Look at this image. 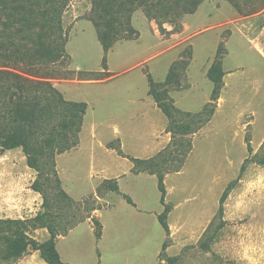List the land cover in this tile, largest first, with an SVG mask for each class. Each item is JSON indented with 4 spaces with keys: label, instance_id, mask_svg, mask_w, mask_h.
<instances>
[{
    "label": "rangeland",
    "instance_id": "rangeland-1",
    "mask_svg": "<svg viewBox=\"0 0 264 264\" xmlns=\"http://www.w3.org/2000/svg\"><path fill=\"white\" fill-rule=\"evenodd\" d=\"M91 8V0H71L64 9V54L49 64L46 78L65 99L87 104L80 130L60 133L53 155L39 163L40 174L21 147L5 149L0 142V218L43 211L37 181L59 233L56 248L69 264H165L159 258L164 239L166 255L178 256L175 264H264L261 164L248 163L223 204L224 225L207 249L199 244L219 224L218 199L249 155L246 139L251 155L264 141V0H146L129 14L131 31L120 30L105 53V71ZM3 22L0 14V29ZM219 48L224 75L211 101L207 70ZM171 66L174 81L163 87L181 112L177 119L187 120V112L200 116L194 132L175 137L189 140L191 150L175 143L171 156L157 159L171 206L166 236L156 217L162 205L155 175L132 172L125 156L156 157L170 143L147 74L163 82ZM55 176L73 202L56 197ZM91 218L101 224L99 238ZM30 234L39 241L49 236L46 228ZM12 264L47 263L28 251Z\"/></svg>",
    "mask_w": 264,
    "mask_h": 264
},
{
    "label": "trees",
    "instance_id": "trees-1",
    "mask_svg": "<svg viewBox=\"0 0 264 264\" xmlns=\"http://www.w3.org/2000/svg\"><path fill=\"white\" fill-rule=\"evenodd\" d=\"M70 1L0 0V14L4 17L5 26L0 29V142L5 149L21 147L27 157L28 166L38 174L41 172L40 161H45L53 155L60 133H75L80 130L87 107L83 101L65 99L46 79L51 71L48 68L49 64L59 60L64 54L66 38L62 26V13ZM145 1L91 0V20L97 29L98 40L103 50L101 60L103 71L107 68L105 53L113 45L120 30H125L126 33L131 31L129 14L136 5H141ZM221 54L219 48L207 70V77L213 85L211 101L218 98L222 85L224 70ZM174 73V66H171L163 82H155L150 74H147L148 93L168 120L167 129L172 137L170 143L159 151L156 157L148 159L125 156L120 147L108 145V148L114 149L118 155L125 156L132 162V172L155 175L159 202L162 205V210L156 217L166 236L169 235L167 217L171 206L165 200L166 172L160 169L157 159H164L166 152H169L166 156H171L173 151L170 147L175 143L188 145L187 151H190L189 140L176 142L175 137H185L194 132L193 124L196 117L200 116L187 112V120L177 119L181 112L175 107L173 100L168 97L167 89L164 88L173 83ZM246 148L249 155L243 159L236 177L226 184L219 196L216 212L219 224L212 234L199 243L204 249L208 248L213 235L224 225L223 204L241 179L248 163L264 165V141L259 153L251 155V146L247 139ZM62 150L63 148H57V152ZM55 179L59 186L56 197H65L73 202L60 187L59 178L55 176ZM104 181L110 190H118L117 183L112 182V179ZM36 182H33V189L42 194L44 210L28 219L0 218V264H12L28 251H38L41 259L47 264H69L62 260L56 248L59 233L48 205V198L38 188ZM123 196L129 204L135 206L130 196L127 194ZM91 219L94 235L99 238L101 224L96 218ZM38 228L47 229L49 233L47 239L39 241L30 234ZM167 246V239H164L159 258L165 264H175L178 256H167L165 253Z\"/></svg>",
    "mask_w": 264,
    "mask_h": 264
},
{
    "label": "crops",
    "instance_id": "crops-1",
    "mask_svg": "<svg viewBox=\"0 0 264 264\" xmlns=\"http://www.w3.org/2000/svg\"><path fill=\"white\" fill-rule=\"evenodd\" d=\"M114 150V149H113ZM132 167V166H131ZM141 173V172H140ZM138 174V173H137ZM36 252V251H35Z\"/></svg>",
    "mask_w": 264,
    "mask_h": 264
}]
</instances>
